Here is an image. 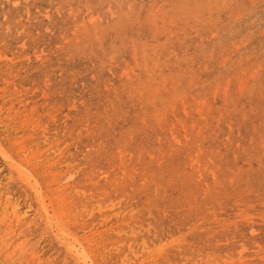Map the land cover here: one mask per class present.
Listing matches in <instances>:
<instances>
[{"label":"rangeland","instance_id":"obj_1","mask_svg":"<svg viewBox=\"0 0 264 264\" xmlns=\"http://www.w3.org/2000/svg\"><path fill=\"white\" fill-rule=\"evenodd\" d=\"M0 264H264V0H0Z\"/></svg>","mask_w":264,"mask_h":264},{"label":"bare ground","instance_id":"obj_2","mask_svg":"<svg viewBox=\"0 0 264 264\" xmlns=\"http://www.w3.org/2000/svg\"><path fill=\"white\" fill-rule=\"evenodd\" d=\"M32 184V183H31ZM37 189V188H36Z\"/></svg>","mask_w":264,"mask_h":264}]
</instances>
